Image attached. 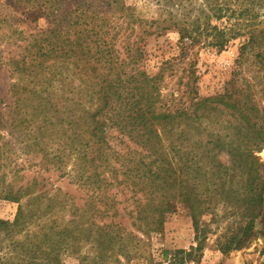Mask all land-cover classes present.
<instances>
[{
    "label": "rangeland",
    "instance_id": "374dc122",
    "mask_svg": "<svg viewBox=\"0 0 264 264\" xmlns=\"http://www.w3.org/2000/svg\"><path fill=\"white\" fill-rule=\"evenodd\" d=\"M60 1L59 12L49 16L37 17L27 12L28 7L0 15V20H9L0 22V219L11 223L21 213L18 223L0 224V264H264V208L250 226L249 219L231 215L227 207L220 206L217 215L202 217L200 241L190 207L183 201L167 215L159 231L140 225L134 214V197L128 198L135 186L128 187L115 156L109 159L102 153L105 145L121 152L133 143L113 127L108 129L109 144L100 146L102 140L94 129L93 114L104 99L99 87L91 82L89 73L63 57H42L38 59L41 65L32 64L29 56L22 58L35 49L26 48L34 38L52 37V30H64L65 14L80 3H93ZM120 1L139 18L159 16L155 0ZM192 1L236 9L238 15H214L212 22L230 26L240 19L238 27L244 30L224 48L199 44L187 53L180 52L174 32L148 36L145 49L149 72L157 71L167 59L176 62L171 75L167 73L163 94L175 90L186 100L185 85L178 79L182 66L193 61L195 76L191 82L199 96L231 93L242 100L248 97L258 110L263 108L264 66L256 55L259 48L246 52L243 59L240 53L248 38L245 21L253 23L248 28L264 27V0ZM104 3L98 0L102 12L111 9ZM49 37L42 44H47ZM21 58L27 66L18 62ZM112 103L114 107L116 102ZM218 103L211 115L182 123L176 129L177 136L186 134L184 143L191 147L192 158L202 154L207 158L208 149L218 143L221 147L215 146L216 159L225 165L238 164L232 142L237 144L253 129L246 127L243 116L229 107L226 99ZM262 131L264 139V126ZM260 138L252 137L248 145L253 156L264 163V141ZM203 183L201 188L210 182ZM103 223L110 225L106 229L114 240L98 239ZM228 245L225 252L223 248ZM191 246L197 250L186 253Z\"/></svg>",
    "mask_w": 264,
    "mask_h": 264
},
{
    "label": "trees",
    "instance_id": "16d2710c",
    "mask_svg": "<svg viewBox=\"0 0 264 264\" xmlns=\"http://www.w3.org/2000/svg\"><path fill=\"white\" fill-rule=\"evenodd\" d=\"M155 1L160 13L151 20L139 18L130 6L120 0H105L104 4L111 6L105 12L101 11L98 0L80 3L75 10L64 15L67 19L64 30H52V37L34 38L35 41L26 48L28 51L33 47L35 49L22 58L29 56L32 64L41 65L38 59L42 57H63L73 62L80 71L89 73L91 82L99 87L104 99L93 114L96 122L94 129L102 140L100 146L108 142V129L113 127H118L119 132L133 143V146L128 145L127 149L119 152L108 142L109 146L105 145L102 153L109 159L110 155L115 156L124 170L128 187L130 184L135 186L129 190L131 194L128 198L134 197V214L140 225L159 231L167 215L175 212L176 205L183 201L190 207L198 241L202 217L205 214L217 215L220 206L227 207L231 215L249 219L252 226L256 213L264 208V163L253 156L248 142L254 136L263 139L264 107L258 110L248 97L242 100L231 93L199 96L191 82L195 76L193 61L182 66L178 79L185 85L183 93L187 96L186 100H182V95L176 94L175 90L164 95L163 83L171 75L169 71L175 68V59L162 61L157 71L149 72L145 49L148 36L168 32L177 34L176 45L182 53L199 44L224 48L242 35L244 29L238 27L241 20L230 22V26H221L213 24L212 16L229 18L238 15L237 10L205 2L195 4L192 0ZM62 5L60 0H0V15L3 11L13 13L19 7H28L27 12L37 17L49 16L59 12ZM1 21L5 24L9 22L7 17ZM245 22L248 38L242 45L240 58L247 57L249 50L259 48L256 55L261 57L264 66V27L248 28L253 23ZM14 32L17 30L14 29ZM48 37L47 44H42ZM22 58L18 62L27 66ZM185 75L188 79L183 82ZM224 99L229 107L237 109L243 116L246 127L253 129V132L246 131L247 135L236 141L237 144L232 142L233 156L238 159V164L225 165L216 159L218 151L215 146L221 147L218 143L208 149L210 155L207 158L203 154L192 158L191 147L184 143L187 141L186 134L180 132L177 136L176 129L184 122L211 115L218 101ZM113 101L116 102L114 107L111 106ZM222 139L220 136L218 140L221 142ZM1 158L0 152V162ZM192 160L194 163H190ZM191 168L197 175H192ZM115 177L117 180L118 174ZM205 181L210 182L209 185L201 188ZM136 193L141 195L136 196ZM129 212L133 214V210ZM20 218L21 213L11 223L0 219V224H16ZM108 226V223L100 225V241L110 237L108 241L114 240L106 229ZM196 247L191 246V251L185 252L190 254L197 250ZM229 247L223 250L226 252Z\"/></svg>",
    "mask_w": 264,
    "mask_h": 264
}]
</instances>
